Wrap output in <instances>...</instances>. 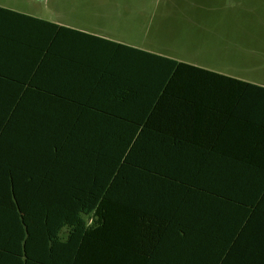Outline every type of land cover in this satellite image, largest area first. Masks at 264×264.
I'll return each instance as SVG.
<instances>
[{
    "label": "trees",
    "instance_id": "obj_1",
    "mask_svg": "<svg viewBox=\"0 0 264 264\" xmlns=\"http://www.w3.org/2000/svg\"><path fill=\"white\" fill-rule=\"evenodd\" d=\"M89 39L86 102L0 119L20 264H264V88Z\"/></svg>",
    "mask_w": 264,
    "mask_h": 264
},
{
    "label": "crops",
    "instance_id": "obj_2",
    "mask_svg": "<svg viewBox=\"0 0 264 264\" xmlns=\"http://www.w3.org/2000/svg\"><path fill=\"white\" fill-rule=\"evenodd\" d=\"M115 11H124L117 2L109 7L93 0H58L51 11L52 19L48 20L19 10L13 1L0 0V107H5L4 111L0 110V119H4L3 115H7L5 120L28 119L32 113L28 107L34 105V111L45 115L44 119L53 120L60 101L86 102L90 91L96 88L90 84L93 49L89 36L135 47L122 43V38L109 32L117 28L109 27L108 21H100L108 20ZM33 88L37 94L31 92ZM18 105L22 109H17ZM5 199L0 194V264H20L16 219L2 207L1 201Z\"/></svg>",
    "mask_w": 264,
    "mask_h": 264
},
{
    "label": "rangeland",
    "instance_id": "obj_3",
    "mask_svg": "<svg viewBox=\"0 0 264 264\" xmlns=\"http://www.w3.org/2000/svg\"><path fill=\"white\" fill-rule=\"evenodd\" d=\"M7 1L48 20L58 2ZM93 1L123 8L100 20L122 43L264 86V0Z\"/></svg>",
    "mask_w": 264,
    "mask_h": 264
}]
</instances>
